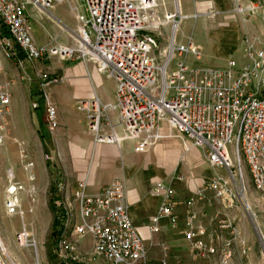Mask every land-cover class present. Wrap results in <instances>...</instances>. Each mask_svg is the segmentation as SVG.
Returning <instances> with one entry per match:
<instances>
[{
    "label": "built area",
    "instance_id": "2783aa9c",
    "mask_svg": "<svg viewBox=\"0 0 264 264\" xmlns=\"http://www.w3.org/2000/svg\"><path fill=\"white\" fill-rule=\"evenodd\" d=\"M64 0H28L49 11L54 3ZM90 19L78 16V38L83 57L95 61L97 71L115 83L114 104H105L94 96L79 100L76 109L85 115L88 129L96 143L116 145L134 141V152H148L153 133L160 122H166L182 136L194 141L205 152L213 168H223L226 180L209 182L205 191L213 193L229 209L238 202L244 204L254 190L264 197V48L250 56L251 62L240 70L230 61L224 70L199 69L189 65L187 54L199 60L201 45L189 38L185 45L177 41V31L183 17L177 0L176 13H168L164 21L157 20V0H84ZM22 0H0V50L12 57L16 47L30 62L51 57H70V49L40 48ZM165 24L172 26L169 50L162 52L161 42L151 35ZM159 36L161 34L159 33ZM163 58L160 65L156 54ZM174 61V63H173ZM173 63V64H172ZM2 63L0 61V71ZM43 73L39 71V75ZM258 76V78H257ZM63 82L54 79L42 87L46 124L50 132L60 128L59 112L49 88ZM11 103L8 86L0 85V121L6 123ZM40 109L39 102L32 104ZM117 113V124L108 116ZM123 129L119 136L117 128ZM4 131V127L0 126ZM2 137L0 135V142ZM33 164H29L32 168ZM6 190L5 209L8 215L21 210L19 199L22 184L13 182ZM85 183L74 194L75 206H69L58 244V255L65 264H135L146 259V246L129 210L121 203L123 183L114 180L97 196L84 193ZM155 195H161L160 208L152 218L150 230L159 232V220L169 217L175 222L173 206L175 191L157 183ZM204 190L197 194L202 197ZM113 203H115L113 205ZM78 212L79 221L74 215ZM217 230L204 241L207 229L190 220L184 237L191 250L200 258H217L218 264H232L233 239L226 240L223 231L236 237L231 220H211ZM175 227V224H174ZM91 235L93 251L79 254L73 237ZM18 248L33 244L30 230L15 234ZM0 264H16L6 253L0 237ZM162 264H167L163 262Z\"/></svg>",
    "mask_w": 264,
    "mask_h": 264
},
{
    "label": "crops",
    "instance_id": "0c3cea01",
    "mask_svg": "<svg viewBox=\"0 0 264 264\" xmlns=\"http://www.w3.org/2000/svg\"><path fill=\"white\" fill-rule=\"evenodd\" d=\"M22 1L26 3V14L29 17L33 38L38 47L70 50L77 47L73 46L79 40L77 17L82 16L77 0L54 3L49 11H44L28 0ZM157 2L162 3L166 14L176 13L174 0H157ZM177 3L180 16L183 17L177 31L179 44L187 43L189 34L185 33L184 28L189 24L194 29L193 34L208 36L207 45L204 44V46H209L210 40L214 39V44L221 46H251L253 49L257 46H261L259 49L264 47V0H177ZM202 4H209L206 11L201 10ZM233 4H238L241 7L242 12L238 13L239 16L236 14L228 16L226 18L228 22L226 21L224 24H216L207 20L214 17V12L231 11ZM61 7L63 8L61 9ZM203 17H206V20L198 21ZM191 19L196 21L188 22ZM12 49L14 51L12 57H6L3 50H0L2 63L0 85L8 86L11 94L8 114L24 112L31 118L32 131L37 132L40 129L39 122L45 113L44 104L41 97L39 99L36 88H33L34 86L29 84L28 80L34 75L33 69L41 63L27 61L24 55L21 60L15 56L17 49L15 47ZM62 58L64 59V57ZM85 74L86 72L83 70L79 71L67 77V86L49 88L58 107L60 125H68L69 128L77 129L76 131L80 135L89 133V129L86 120L85 124L79 120L80 117L77 115L76 109L77 102L92 98L94 95L101 98L103 103L113 105L115 99L114 92L112 95L108 94L106 98L103 97L99 90L104 81L101 86H97L91 78L87 80L89 82V86L86 84L88 89L81 92L80 81L86 80ZM37 101L40 104V109L34 110L32 104ZM108 116L113 123L117 124L115 110H109ZM116 130L119 136L123 135L122 128L118 127ZM80 135L76 136L75 145L77 146L81 145ZM135 144L131 140H124L116 145L103 144L110 147L106 149L109 154H104L105 149L100 148L99 145L96 146L97 155L94 169L85 174L84 179L79 178L76 186L72 185L71 188L63 186L60 194L61 200L65 206L67 204L75 206L74 194L79 191L80 183L86 184L84 190L86 195L97 196L111 182L120 180L124 187L121 203L129 210L134 225L144 239L147 251L144 262L135 264H162L163 262L167 264H204L202 258L192 252L191 243L184 237L185 226L190 220L195 226L203 225L207 229V235L203 239L207 242L210 234L217 230V226L215 227L211 220L214 218L218 220L225 214H231L222 201L214 198L211 191H205L206 185L216 180L220 171L225 173L226 171L223 168L210 166L204 150L196 146L193 140L179 134L166 122H160L157 125L147 153L134 152ZM58 155L60 156V153ZM30 163L33 164V168L34 163L32 161ZM36 171H39V168ZM34 176L35 174L31 175V178ZM225 178L221 179L226 180ZM8 179L10 180L9 176ZM1 181L0 185H2ZM17 183L22 184L25 189L19 194L22 205L27 202L28 195L32 191L26 192V182ZM157 183L168 185L175 191L173 206L175 222L173 223L169 217H162L159 220V232L156 233L150 230V226L151 218L157 214L162 198L161 195H155L152 191ZM203 190L204 194L199 197L197 194ZM251 196L253 195L250 194L248 200ZM243 217L242 215V219ZM76 219L80 220L78 214H76ZM10 236H12L11 233L4 234L7 241H10ZM73 242L79 254L93 251L94 240L91 235L82 238L73 237Z\"/></svg>",
    "mask_w": 264,
    "mask_h": 264
},
{
    "label": "rangeland",
    "instance_id": "374dc122",
    "mask_svg": "<svg viewBox=\"0 0 264 264\" xmlns=\"http://www.w3.org/2000/svg\"><path fill=\"white\" fill-rule=\"evenodd\" d=\"M77 2L80 13L86 21L89 20L90 16L85 1L77 0ZM208 5L202 4L201 10L206 11ZM239 12H242L241 7L238 4H233L231 11L214 12V17L207 20L216 24H224L228 16L232 14L239 16ZM156 16L159 21H164L166 16L164 7L160 2H157ZM204 20L206 17L198 19V21ZM193 21L196 20H188V22ZM184 29L185 33L189 34L188 39L192 37L199 41L202 57L197 60L192 55L187 54L182 59L185 58L189 65L199 69L224 70L228 63L233 61L240 70L251 62L250 56L260 50L261 47L257 46L253 49L251 46H221L214 44V39L210 40L209 46H204L208 39L207 35L193 34L194 29L189 24ZM171 33L172 26L170 24H165L160 30L151 33L161 42V49L164 53H167L170 48ZM72 39L74 41L73 37ZM76 42L73 46L77 47L71 49L73 54L70 57L63 59L60 55H56V57L41 61V65L33 69L34 75L28 80V83L36 88L39 99L42 96L44 84L54 79H63V82L51 85V87L67 86V77L82 70L86 72L84 75L86 80L80 81L81 92L88 89V78L93 79L97 86H101L104 81L99 91L105 98L115 91V83L108 79L105 74H100L97 71L98 67L94 60L83 57L79 48V40ZM155 54L158 63L162 65L163 58L157 52ZM15 56L21 60L24 58L18 49ZM39 71L43 73L39 75ZM77 115L80 117L79 120L85 124V115L81 112H77ZM39 124L40 129L37 132L32 131L31 118L24 112L7 114L4 125L0 121V126L5 129L4 131L0 130L2 137V142H0V178L2 180H0L2 183L0 185V237L6 248H9L16 258H20L23 264H65L60 259L57 248L67 217V210L73 204L64 205L60 195L61 189L63 186L70 188L72 185L76 186L79 178L84 179V175L94 169L97 155L96 146L99 145L100 148L105 149L104 154H109L106 149L110 147L96 143L89 130V133L80 135L76 131L77 129L74 130L68 125L62 124L55 132H50L46 124L45 113ZM79 135L81 145L77 146L75 145L76 136ZM30 161L34 163L33 168H29ZM37 168L39 171H36ZM8 174L13 175L15 179L13 182H26V192L32 191L28 195L27 202L21 205V210L15 215H8L5 209L6 189L10 183ZM33 174L35 176L31 178ZM220 177H227V175L224 171H220L216 179L222 180ZM250 194L253 195L250 197L251 211L246 206ZM34 200L36 203L33 202ZM243 203L238 202L233 208H228L231 214H225L216 221L231 220L238 233L234 239L230 231H223L226 240L233 239L232 264H264V197L259 192L252 190ZM73 213L75 216L78 214L77 211ZM238 215L239 217H237ZM242 215L244 216L243 219ZM23 229L31 231L33 244L29 247L18 248L15 243V234ZM3 233L12 234L10 241L4 238ZM6 248V253L9 256V250L7 251ZM202 260L204 264H218L217 258H202Z\"/></svg>",
    "mask_w": 264,
    "mask_h": 264
},
{
    "label": "bare ground",
    "instance_id": "6f19581e",
    "mask_svg": "<svg viewBox=\"0 0 264 264\" xmlns=\"http://www.w3.org/2000/svg\"><path fill=\"white\" fill-rule=\"evenodd\" d=\"M79 29H80V28H79ZM78 31H79V30H78ZM246 206H247V209H248L249 211H251V202H250V200H248V201L246 202ZM2 244H3V247L6 248L5 243L3 242ZM6 249H7V251L9 250V248H6ZM8 253H9L10 258H11L14 262H16V264H23L22 260H21L20 258H16V257H15V254L12 253L10 250L8 251Z\"/></svg>",
    "mask_w": 264,
    "mask_h": 264
}]
</instances>
